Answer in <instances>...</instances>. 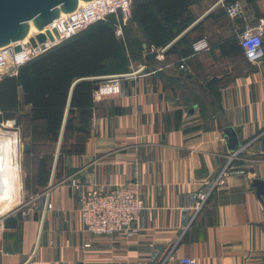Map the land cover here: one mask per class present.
<instances>
[{
    "label": "crops",
    "instance_id": "crops-1",
    "mask_svg": "<svg viewBox=\"0 0 264 264\" xmlns=\"http://www.w3.org/2000/svg\"><path fill=\"white\" fill-rule=\"evenodd\" d=\"M219 1L191 0L174 53L166 48L180 35L142 59L135 49L147 37L137 22L126 25L138 45L124 48L119 93L92 99L79 151L60 158L45 186L21 184L17 166L15 200L0 215V264H162L168 251L175 259L164 264L183 256L197 264H264V194L255 185L264 191V40L263 55L248 61L239 22ZM237 1L251 25L264 23V0ZM126 20L115 28L121 40ZM174 27L167 26L177 35ZM201 37L209 49L192 55L189 44ZM181 62L187 72L178 70ZM225 166L222 185L210 191ZM127 184L137 185L144 204L134 234L86 232L80 200ZM207 191L195 210L197 194ZM7 218L13 227H4Z\"/></svg>",
    "mask_w": 264,
    "mask_h": 264
},
{
    "label": "trees",
    "instance_id": "trees-1",
    "mask_svg": "<svg viewBox=\"0 0 264 264\" xmlns=\"http://www.w3.org/2000/svg\"><path fill=\"white\" fill-rule=\"evenodd\" d=\"M235 1L222 0V3ZM190 2L132 0L130 17L123 26L124 40L115 35L120 19L111 15L20 66L16 76L1 78L0 123L15 118L19 94L22 104L29 107L18 120L23 134L29 138L24 154L33 162L31 183L36 181L38 186H45L60 158L79 151V138L86 134L91 118L92 90L101 83L100 77L124 73L118 71L124 68V48L138 45L127 35L126 25L137 22L143 30L147 43L144 48L139 45L135 50L141 52L142 59L146 58L145 50L164 48L187 29ZM170 24L178 27L177 35L167 28ZM183 35L171 43L166 52L174 53L180 43L176 42L184 41ZM70 138L73 143L67 144Z\"/></svg>",
    "mask_w": 264,
    "mask_h": 264
},
{
    "label": "built area",
    "instance_id": "built-area-1",
    "mask_svg": "<svg viewBox=\"0 0 264 264\" xmlns=\"http://www.w3.org/2000/svg\"><path fill=\"white\" fill-rule=\"evenodd\" d=\"M132 0H90L83 2V5H77L76 9L69 13H61L57 19L46 26L41 31H36L32 35H27L25 41L11 43L0 48V80L5 76H16L20 66L28 61L44 53L48 49L58 45L78 32L84 30L91 24L98 21H105L107 17L113 15L122 21L130 17V5ZM225 15L232 21H238L240 32L237 34L238 42L243 50V54L248 61L254 62L263 55L264 40V23L251 25L245 16L239 1L223 4ZM55 29L58 38L56 39L52 30ZM49 31L53 40L47 37L43 43H37L36 47H32L28 39L34 37L38 33L45 34ZM16 45L20 46L19 51H14ZM192 55L199 54L209 49L206 38L201 37L192 41ZM37 49V51H36ZM151 47L148 53L153 52ZM144 65L140 66L135 72L142 70ZM178 70L187 72L186 63L181 62ZM120 75L102 76L103 81L91 92L94 101L117 95L119 93ZM8 122V121H7ZM6 122V123H7ZM12 123L13 121H9ZM8 122V123H9ZM1 127L3 124H0ZM227 166H225L218 174L213 182L211 189L222 185L223 178L226 175ZM76 180L72 179L71 184L76 186ZM210 191L197 194V203L195 210L202 208ZM144 209L143 200L138 191L137 185H120L112 190L90 191L80 200L79 217L83 229L96 236H110L115 233H125L132 235L135 232L134 224L136 223L140 212ZM175 256L172 251H168L162 261L174 260ZM178 264H197L195 258L177 257Z\"/></svg>",
    "mask_w": 264,
    "mask_h": 264
},
{
    "label": "water",
    "instance_id": "water-1",
    "mask_svg": "<svg viewBox=\"0 0 264 264\" xmlns=\"http://www.w3.org/2000/svg\"><path fill=\"white\" fill-rule=\"evenodd\" d=\"M81 1L87 2L90 0H0V48L24 40L29 30L33 28L37 31L43 30L57 19L61 13H69L75 10ZM52 32L57 39L56 30L53 29ZM46 37L50 41L53 40L49 31H45V34L38 33L34 37H30L28 42L35 48L36 42L43 43ZM19 50L20 46L16 45L14 51ZM153 56H155L154 52L147 54L146 58ZM60 138L61 135L59 142ZM27 149L28 145L25 144L24 150L26 151ZM255 185L257 194L263 195V183L257 180ZM16 216L18 218L21 217V211H18ZM3 225L5 228L13 227V219H5Z\"/></svg>",
    "mask_w": 264,
    "mask_h": 264
},
{
    "label": "bare ground",
    "instance_id": "bare-ground-1",
    "mask_svg": "<svg viewBox=\"0 0 264 264\" xmlns=\"http://www.w3.org/2000/svg\"><path fill=\"white\" fill-rule=\"evenodd\" d=\"M83 5L81 1L78 3ZM36 29L29 30L28 35L36 33ZM25 40H22V42ZM16 140L14 136L0 132V212H4L15 200L19 182L18 167L15 164Z\"/></svg>",
    "mask_w": 264,
    "mask_h": 264
},
{
    "label": "rangeland",
    "instance_id": "rangeland-1",
    "mask_svg": "<svg viewBox=\"0 0 264 264\" xmlns=\"http://www.w3.org/2000/svg\"><path fill=\"white\" fill-rule=\"evenodd\" d=\"M25 112L23 111V107L20 103V101L18 102V107H17V112L15 114V118L12 120H7L9 121H13L12 123H8L7 121L2 122L3 126L5 127H1L0 126V132L1 134H9L11 136H14L15 140H16V145H17V150H16V164L19 167L20 171V183H30V173L33 172V162L31 161L30 157H26L24 152V145L27 144L28 145V141L29 138L26 137V135L23 134V127L21 126V124L19 123L18 118L24 114ZM7 122V123H6ZM1 124V123H0ZM23 174V176H22ZM9 210V208H8ZM4 212H0V215H2Z\"/></svg>",
    "mask_w": 264,
    "mask_h": 264
}]
</instances>
